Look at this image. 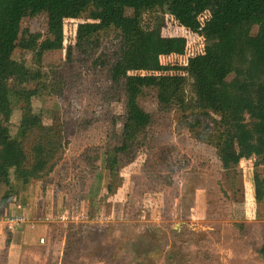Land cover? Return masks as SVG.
<instances>
[{"label":"rangeland","instance_id":"374dc122","mask_svg":"<svg viewBox=\"0 0 264 264\" xmlns=\"http://www.w3.org/2000/svg\"><path fill=\"white\" fill-rule=\"evenodd\" d=\"M124 5L127 16L141 12L148 24L155 10L165 18L166 35L187 38L185 54L162 56L164 65L186 66L204 51L205 40L180 26L169 0H124ZM89 12L65 20L66 47L76 46L77 28L90 21ZM22 28L30 29L36 43L47 40L38 20L25 16ZM260 32L264 23L252 29L253 35ZM115 35L104 36L94 57L75 49L71 63L66 47L44 53L47 75L32 110L69 144L46 178L0 202V264H264L257 252L264 233V153L246 138L244 159L225 171L214 140L216 115L161 105L148 90L140 105L152 115L151 126L129 156L110 160L115 130L124 120V97L109 95L110 75L93 62L102 53L111 60L108 46ZM26 58L34 67L32 56ZM11 121L13 139L22 141L19 106ZM27 140L37 137L29 134ZM8 150L14 165L16 146ZM13 214L25 221L8 230ZM83 224L92 228L86 249L64 259L68 228Z\"/></svg>","mask_w":264,"mask_h":264},{"label":"trees","instance_id":"16d2710c","mask_svg":"<svg viewBox=\"0 0 264 264\" xmlns=\"http://www.w3.org/2000/svg\"><path fill=\"white\" fill-rule=\"evenodd\" d=\"M169 1L180 26L205 40L204 51L183 67L166 66L161 57L184 55L187 38L166 35L165 18L156 16L153 9L148 24L141 12L127 16L124 0H0L1 203L31 182L46 178L63 159L69 140L61 141L55 129L44 124L33 112L32 101L41 94L47 75L44 53L64 49L65 20L78 19L88 10L90 21L79 24L76 46L66 47V59L71 63L77 48L94 57L104 36L115 32L108 46L111 60L102 53L93 62L110 75L109 95L119 100L124 97V120L114 124L121 128L115 130L118 141L110 150L111 161L118 163L122 156H129L151 126L152 115L140 105L148 90L156 93L161 105L181 112H209L219 118L214 140L225 171L244 159L246 138L264 153V32L252 34L255 25L264 23V0ZM25 16L41 22L45 42H34L30 29L22 28ZM27 55L32 56L34 67ZM180 70L186 74H179ZM18 106L22 141H15L12 135L11 120ZM247 121L252 124L249 130ZM29 134L37 140L28 141ZM199 138H204L202 133ZM11 144L16 146L14 165L9 163ZM261 163L264 165V156ZM12 168L17 181L12 178ZM237 229L244 232V225L237 223ZM68 231L64 259L81 254L92 236L88 224L71 225ZM257 252L264 263V233Z\"/></svg>","mask_w":264,"mask_h":264},{"label":"built area","instance_id":"2783aa9c","mask_svg":"<svg viewBox=\"0 0 264 264\" xmlns=\"http://www.w3.org/2000/svg\"><path fill=\"white\" fill-rule=\"evenodd\" d=\"M24 221V217L21 214H13L12 217L7 218L5 225L8 230H13L14 228H17L20 224L24 223Z\"/></svg>","mask_w":264,"mask_h":264}]
</instances>
